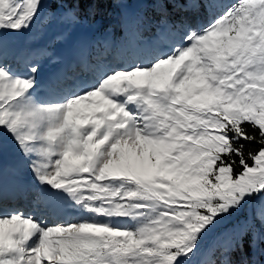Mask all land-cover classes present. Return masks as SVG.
<instances>
[{
    "label": "snow or ice",
    "instance_id": "6c2138e0",
    "mask_svg": "<svg viewBox=\"0 0 264 264\" xmlns=\"http://www.w3.org/2000/svg\"><path fill=\"white\" fill-rule=\"evenodd\" d=\"M108 3L118 11H102ZM45 18L42 27L64 28L68 67L91 79L40 82L54 53L13 48L7 33ZM117 29L132 50L105 62ZM233 214L237 222L202 248ZM258 256L264 0H0V264Z\"/></svg>",
    "mask_w": 264,
    "mask_h": 264
},
{
    "label": "rangeland",
    "instance_id": "374dc122",
    "mask_svg": "<svg viewBox=\"0 0 264 264\" xmlns=\"http://www.w3.org/2000/svg\"><path fill=\"white\" fill-rule=\"evenodd\" d=\"M225 2L233 3L235 0H225ZM117 11L118 9L116 8L114 13ZM44 22H46V18L45 21H38L34 23L29 32L20 36L13 35L11 33L6 34L7 39L12 44L14 49L18 50L30 48L38 50L47 48L54 53V58L42 59L41 71L37 79L40 82H44L61 73L67 76L66 82L68 84H71L73 80L84 81L91 79V73L81 70L73 71L68 67L71 62L72 49L68 39L59 38L60 33L64 31L63 26L54 24L48 27H42V23ZM116 34L117 33L115 32L112 37V39L116 42L115 46L107 53H102V56L106 57L105 62H112L114 59L119 58L121 54L132 50L131 46L128 48L120 47V45L124 42V36L120 33V31L118 35ZM78 35V32H73V37ZM131 39L132 38L129 37V41H131ZM145 39H154L153 33H145ZM106 54L109 55L106 56ZM6 181L10 184L11 177H6ZM21 201L23 204H20ZM16 204L19 207L25 208V210L31 206L30 201L26 200L17 201ZM247 207L248 209L255 211L259 207V201L252 202ZM238 216L239 214H233L231 217H225L222 219L216 229L202 241V248H207L213 242L216 235L228 231L237 222ZM257 258L260 260V264H264V256H258ZM200 259L201 257H194L193 264H197V261Z\"/></svg>",
    "mask_w": 264,
    "mask_h": 264
},
{
    "label": "trees",
    "instance_id": "16d2710c",
    "mask_svg": "<svg viewBox=\"0 0 264 264\" xmlns=\"http://www.w3.org/2000/svg\"><path fill=\"white\" fill-rule=\"evenodd\" d=\"M101 7V10L102 11H108V12H110V13H114V10L116 9L115 8V5L114 4H112V3H108V4H106V5H101L100 6ZM115 8V9H114ZM116 35H118L119 34V30L117 29V31H116ZM130 51V50H129ZM107 53V52H106ZM107 55H109V54H106V56ZM105 57V56H104Z\"/></svg>",
    "mask_w": 264,
    "mask_h": 264
},
{
    "label": "bare ground",
    "instance_id": "6f19581e",
    "mask_svg": "<svg viewBox=\"0 0 264 264\" xmlns=\"http://www.w3.org/2000/svg\"><path fill=\"white\" fill-rule=\"evenodd\" d=\"M23 204V203H22Z\"/></svg>",
    "mask_w": 264,
    "mask_h": 264
}]
</instances>
